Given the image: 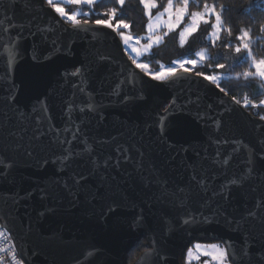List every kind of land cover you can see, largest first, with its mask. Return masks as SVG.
<instances>
[{
    "label": "water",
    "instance_id": "water-1",
    "mask_svg": "<svg viewBox=\"0 0 264 264\" xmlns=\"http://www.w3.org/2000/svg\"><path fill=\"white\" fill-rule=\"evenodd\" d=\"M0 21V225L24 264H128L141 240L132 264H186L193 243L264 264V120L195 73L152 80L117 30L46 0H0Z\"/></svg>",
    "mask_w": 264,
    "mask_h": 264
},
{
    "label": "snow or ice",
    "instance_id": "snow-or-ice-1",
    "mask_svg": "<svg viewBox=\"0 0 264 264\" xmlns=\"http://www.w3.org/2000/svg\"><path fill=\"white\" fill-rule=\"evenodd\" d=\"M63 2L68 5H84V6H94L97 4V0H63ZM116 2L121 7L125 4V0H116ZM190 2L199 4L200 0H179V5H176V6H174V0H167V5L163 7V11L157 12L156 15L153 17V13L151 10L158 6L156 0H140V3L144 6L145 14L148 16V22L146 24V28H147L149 35L146 38H143L147 40V43L143 44L142 48L134 46L132 47V51L136 53L137 56H141L144 53L149 52L153 48L154 45H159L160 43L163 42L164 36H166L168 33L165 32L163 35H156V30L161 27L162 17L165 14L168 15L169 19L167 21H163V23L167 27L169 32L176 29L181 24V22L184 20L185 16L189 18L190 23H188L187 26L184 27L179 33L181 46H183V44L185 43V39L187 36L192 35L198 30L201 23L206 24V25L209 24L210 17H214L215 22L211 24L213 31L209 33V35L215 36L217 39H219V32L223 30V25H224V21L222 18V14L225 11L224 6L220 5V10L218 11L216 4H209L207 0H204L203 7L201 10L190 12L189 11ZM47 3L49 5H52L53 0H47ZM28 6H29L28 4H25V7H28ZM55 11L59 13L62 18H65L68 21H70L73 27L78 28L82 26V22L78 18L80 16V12L72 11L71 13H68L65 11L63 7H60V6H55ZM117 12H118V9L116 7H112L106 10V12H104L103 15H106L108 18L107 19H96L95 24L107 26L108 28L115 27V29H128L130 27V24L128 22H126L124 19H116ZM83 15L87 17L89 16V13L84 12ZM114 19H115V26L112 23V20ZM3 23L4 21H0V25H2ZM83 24L87 25L88 20L85 19L83 21ZM5 31H8V29H5ZM37 31L43 34L46 30L38 28ZM227 31H228V34L231 35V29L229 28L227 29ZM261 31H264V27L261 28ZM119 35L121 36L125 45H129L130 41H132L133 39H135L136 44L139 45L140 40L142 39L140 37H133L132 35L125 34V32L123 31H120ZM236 39L241 41V44L235 47V52L240 53L242 49L245 50L247 55L246 57H244V59L251 60V66L255 68V72L245 71L243 73V76L245 78L260 77L261 79H264V59L257 60L252 54V51L250 48V44L252 42L251 37H250V30L241 29V34L238 35ZM55 43L56 42L53 41L54 45ZM227 46L230 47L231 45H227ZM18 49H19L18 45L16 46V48L13 49V51L17 55L19 54ZM197 55L201 58V60L205 59L203 51L198 52ZM14 59H15V56L11 57L10 62L11 60H14ZM101 59H103V57H101ZM132 63L135 64L137 68L143 69L145 71H148L149 69V65L147 63H138L136 59H133ZM173 64H178L179 67L183 69L185 73H187L191 71V69L186 68L185 65L190 64L193 67H195L197 65V60L185 59V60L173 61ZM216 67L223 68L224 65L217 64ZM80 74H82V68L76 67L75 71L69 73L68 75H70L71 77H77ZM177 75L178 73L175 67H166L165 65L161 64L160 70L155 73H152L151 78L154 81H166V80H171L172 78H175ZM196 75L201 76L203 74L200 72H197ZM239 75L240 74H237L236 78H239ZM204 79L210 81L213 85H215L219 89L220 92H225V89L220 87V80L223 79V77L218 76V75H208V76H204ZM262 87H264V85H262ZM225 94L227 93L225 92ZM233 99H235V97H233ZM237 103H239V101H237ZM251 103L252 102L248 99L247 95H245V98H244L245 107H247ZM172 104L174 106L175 101H173ZM261 105H264V99L260 100L259 105L252 104L253 107H258ZM88 107H89V110H91V106H88ZM168 110L169 109L167 108L165 109L166 112ZM19 115L23 117L25 114L20 113ZM260 119L264 120V116H261ZM36 122L38 124L43 122L42 119L40 118V113L36 114ZM11 135H14V134H11ZM33 138L39 139V135H36ZM116 150L119 152H123L125 154L129 152L128 148H123V147H117ZM137 151L139 152V149ZM33 154H34L33 151H26V155L29 157L33 156ZM139 154L141 157H143L144 155L143 152H139ZM71 156H72L71 153H69L68 155H64L60 161L61 165L66 167V164L64 162L69 161ZM124 159L127 161V160H130L131 158L127 155H124ZM7 160L8 158L4 157V161H0V163L4 165L3 168H0V171H4L5 169L10 167V164L4 163ZM137 166L139 169H142L143 167L142 160L140 162H137ZM86 179L87 178L81 174L79 176V179H76L74 183L77 186L83 187V185H81V181H86ZM192 179L196 181L197 185H204L203 177H201L200 179H197V176L193 175ZM240 183L242 182L239 181L238 179L232 181V184L234 185L240 184ZM65 187L67 188L68 185L65 184ZM106 207H107L108 214H116L119 210L120 205L115 200H113L111 203L107 204ZM256 207L258 209H264V200H262L260 204L256 205ZM258 215H259V211L253 212L252 210H249L247 213V216L250 219L255 218ZM185 222L187 223V221ZM0 228H2V226H0ZM4 235H5L4 231L0 230V237H3ZM15 247L16 246L14 245H10L8 249H4L3 247H0V252H4V251L9 252L11 254L13 264H22V261L17 259V254L14 251ZM195 247L197 251L200 252L201 254L211 255L213 259L218 261V264H225V261H228L230 259V254L228 250L224 248H220L218 245L213 244L209 246L211 249L214 250V252L202 251L201 245L199 244H197ZM187 255L189 258H192L193 256L192 249L188 250ZM195 258L199 259V256H196Z\"/></svg>",
    "mask_w": 264,
    "mask_h": 264
},
{
    "label": "trees",
    "instance_id": "trees-1",
    "mask_svg": "<svg viewBox=\"0 0 264 264\" xmlns=\"http://www.w3.org/2000/svg\"><path fill=\"white\" fill-rule=\"evenodd\" d=\"M156 2L158 6L152 10L153 15L163 11V7L167 5V0H156ZM207 2L209 4H216L218 11L220 10V5H223L225 9L222 14L224 21L223 30L220 31L219 39L215 40L214 44L206 45L209 52L213 55L215 52H226V50L235 51V47L241 44V41L237 40L236 37L241 34V29H247L250 30L252 41L250 48L253 56L257 60L264 59V31H261V28L264 27V0H261L257 6L252 4L250 0H207ZM203 3L204 0H200L199 4L190 2L189 11L201 10ZM176 5H179V0H174V6ZM51 6L53 9H55V6L63 7L68 13L72 11L88 12L89 16L85 17L84 15H80L78 17L82 23L85 19L88 20V23H95L96 19H107L108 17L103 15V13L112 7H116L118 9L116 19H124L130 24L127 30L116 29L118 30V34L120 31H123L134 37H143L147 33L146 24L148 22V16L145 14L144 6L140 3V0H125V4L122 7L116 0H97V4L94 6L68 5L63 0H53ZM63 19L67 23L72 24L67 19ZM112 23L115 26V19L112 20ZM229 28L231 29V35L227 31ZM227 45L231 46L229 47ZM158 58V56H155L151 60H147V63H149L152 69L156 68ZM215 63V60L206 59L203 66L195 67L192 73L196 74L200 72L203 74L201 75L203 77L206 74H211V66H214ZM221 63L223 64V62ZM251 68V60H240L230 70L232 75L220 80V87L224 88L225 92L232 98L235 97L234 100L236 102L239 101L241 105L244 103L245 95H247L252 103L257 105L264 98V87H262L264 81H259L257 77L244 78L243 76L245 70L252 72ZM237 74H240L239 78H236ZM245 109L258 118L264 116V106L253 107L251 105L245 107ZM148 249L147 242L141 240L128 255V264L135 262L137 257Z\"/></svg>",
    "mask_w": 264,
    "mask_h": 264
},
{
    "label": "rangeland",
    "instance_id": "rangeland-1",
    "mask_svg": "<svg viewBox=\"0 0 264 264\" xmlns=\"http://www.w3.org/2000/svg\"><path fill=\"white\" fill-rule=\"evenodd\" d=\"M253 1H255L253 3L255 6H257L261 2V0L260 1L253 0ZM79 6H84V5H79ZM79 12H80V15H83L82 11H79ZM155 15H153V17ZM168 19L169 17L167 14H165L162 17L161 27L156 30V35H163L165 32H167L168 34L164 36L162 43H160L159 45H154L153 48L149 52H146L141 56H137L136 53L132 51V47L135 46V47L142 48V45L147 43V40L143 38H146L149 35L148 31L143 37H140L142 39L140 40L139 45L136 44L135 39L130 41L129 45H125L123 42L125 52L128 54L131 61L133 59H136L138 63H147V60H151L155 56L159 57L158 58L159 60H157L156 68L152 69L149 63H147L149 65L148 71H145L139 68L140 70H142L145 74L149 76H151L152 73L159 71L161 64L165 65L166 67H175L177 69V72H180V71H183V69H181L178 64H173V61H179V60H185V59H195L197 60V65L195 67H197V66H203L206 59H211L213 61L215 60L216 63L214 66H211L212 73L206 74L205 76L218 75L223 78H227L230 75H232L230 70L234 68L235 65H237L238 61L243 60L244 57H246L247 55L246 51L243 49L241 50L240 53H236L235 51L226 50V52H223V51L215 52L212 55L209 52V49H207L206 45L207 44L212 45L214 44L215 40H217L215 36L209 35V33L213 31L211 24L215 22L214 17L209 18L210 20L209 24L206 25V24L201 23V25L199 26L198 30L195 33H193L190 36H187L183 46H181V43H180L179 33L184 27L187 26L188 23H190L189 18L185 16L181 24L171 32L168 31L167 27L163 23V21H167ZM125 34H128V33L125 32ZM121 41H123L122 38H121ZM176 41H177V44H176ZM201 51H203L204 57H205V59L203 60H201V58L197 55V53ZM221 62H223L224 67L223 68L216 67L217 64H222ZM185 67L191 69V71H189L190 73H192L195 68L190 64H186ZM251 70L252 72H255L254 67H252ZM245 71H249V70H245ZM257 78L259 81L261 80L264 81V79H261L260 77H257ZM252 104H255V103H252ZM252 104H249L248 106H251ZM261 106L263 107L264 105H261ZM213 244L218 245L220 248L226 249L224 245H220L219 243H211V244L199 243V245H201V250L208 251V252H214V250L209 247L210 245H213ZM196 245L197 243H195L189 248V249H192L193 256L192 258H189L188 255H186L187 264L189 263L190 264H218V261L213 259L211 255H203L200 252H198L195 247ZM196 256H199V259H196L195 258ZM225 264H230L229 260L225 261Z\"/></svg>",
    "mask_w": 264,
    "mask_h": 264
},
{
    "label": "built area",
    "instance_id": "built-area-1",
    "mask_svg": "<svg viewBox=\"0 0 264 264\" xmlns=\"http://www.w3.org/2000/svg\"><path fill=\"white\" fill-rule=\"evenodd\" d=\"M0 230H3L5 233L3 237H0V247H3L4 249H8L10 245L15 246L14 241H12L10 233L3 226L2 228H0ZM14 251L17 254V259L22 261V259L19 256V253L17 252L16 247L14 248ZM0 264H13L11 254L9 252L7 251L0 252ZM22 264H24L23 261Z\"/></svg>",
    "mask_w": 264,
    "mask_h": 264
},
{
    "label": "flooded vegetation",
    "instance_id": "flooded-vegetation-1",
    "mask_svg": "<svg viewBox=\"0 0 264 264\" xmlns=\"http://www.w3.org/2000/svg\"><path fill=\"white\" fill-rule=\"evenodd\" d=\"M221 245V244H220ZM187 255V254H186ZM185 263L187 264V262H186V256H185ZM190 264V263H189Z\"/></svg>",
    "mask_w": 264,
    "mask_h": 264
}]
</instances>
